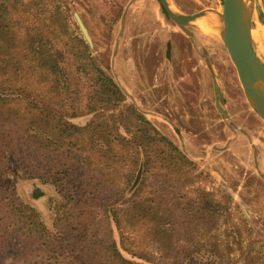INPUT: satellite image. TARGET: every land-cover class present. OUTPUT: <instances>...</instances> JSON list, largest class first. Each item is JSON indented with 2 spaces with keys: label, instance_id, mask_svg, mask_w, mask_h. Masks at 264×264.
Segmentation results:
<instances>
[{
  "label": "trees",
  "instance_id": "trees-1",
  "mask_svg": "<svg viewBox=\"0 0 264 264\" xmlns=\"http://www.w3.org/2000/svg\"><path fill=\"white\" fill-rule=\"evenodd\" d=\"M72 8L0 0V264L17 239L22 264H264L190 156L136 103L114 111L130 95ZM27 181L51 188L49 216Z\"/></svg>",
  "mask_w": 264,
  "mask_h": 264
},
{
  "label": "rangeland",
  "instance_id": "rangeland-1",
  "mask_svg": "<svg viewBox=\"0 0 264 264\" xmlns=\"http://www.w3.org/2000/svg\"><path fill=\"white\" fill-rule=\"evenodd\" d=\"M64 1L72 5V24L84 37L77 13L87 26L93 46L87 42L98 63L115 76L130 95L114 111L118 116L123 114V117L131 119L134 116L132 103H136L147 117L152 118L190 156L198 170L208 176L207 189L219 190L230 197L234 211L243 216L247 226L252 228L253 243L264 252V149L251 147L250 137L239 143V122H236L239 121V113H246V105L254 109L220 37L203 31L199 25L176 23L162 10L163 32L157 37L150 34L149 57L144 56L147 61L144 66L150 70L146 72L148 87L144 79L141 83V76L134 82L130 81L131 59L136 60L137 57L130 58L128 50H135L140 41L126 39L123 31L116 37L114 24L121 19L123 29L127 22L139 19V15L143 14L147 19L158 15L161 12L159 0ZM174 1L187 13L207 7L221 9L223 6V0ZM137 7L140 14L131 15ZM129 15L133 18L129 19ZM168 94L172 100L170 104L166 98ZM185 99L189 105L176 103H183ZM249 147L254 148L256 163L246 157L252 151ZM21 187L23 193L49 216L51 188L38 181L24 182ZM117 236L120 241L118 232ZM14 241L5 252L3 264L24 263L18 252L19 240Z\"/></svg>",
  "mask_w": 264,
  "mask_h": 264
},
{
  "label": "water",
  "instance_id": "water-1",
  "mask_svg": "<svg viewBox=\"0 0 264 264\" xmlns=\"http://www.w3.org/2000/svg\"><path fill=\"white\" fill-rule=\"evenodd\" d=\"M167 17L180 24L199 25L198 19L213 15L217 34L236 66L251 107L264 120V4L262 0H223L221 9L207 7L193 13L182 11L173 0H159ZM79 25L91 46V34L80 15ZM260 23V25L258 24ZM258 24V27L255 25Z\"/></svg>",
  "mask_w": 264,
  "mask_h": 264
},
{
  "label": "flooded vegetation",
  "instance_id": "flooded-vegetation-1",
  "mask_svg": "<svg viewBox=\"0 0 264 264\" xmlns=\"http://www.w3.org/2000/svg\"><path fill=\"white\" fill-rule=\"evenodd\" d=\"M150 4H151V1H150ZM137 14L139 15V13H137ZM143 16L144 17L139 16L138 21L136 19V20L131 21L130 23L127 22L128 24H126V21H125L126 26L123 29L121 28V26L123 25L122 20L120 19V20L115 21L114 26L116 27L117 31H115L114 33L116 34V37H117V36L121 35V33L123 31V33H125L126 39H130V40L136 39V40L140 41L139 45L136 47L135 50H128V52H130V54H131L130 58H133V56L135 57V55L137 57L136 60L135 59H131V69H130L131 70V73H130L131 80L130 81L134 82L141 76L142 77L141 83H142V81L144 79L146 85L148 87H150L149 86V77L147 76V73H146V72H150V70H149V67L144 66L146 64V62H147V61L144 60V56L149 57L148 54L150 52L149 48H150V40H151L150 34H154V36L157 37V36H161V34L163 32V14H162V12H159L158 15L154 14L149 19H147L145 15H143ZM129 19H127V21ZM159 22H161L162 24L159 23ZM131 23H132V25H131ZM116 29H114V30H116ZM152 29H154V30H152ZM116 32H118V33H116ZM146 34H147V37H146ZM146 38L149 39V40L148 41H144V40H146ZM168 48H169L168 50H170V44H168ZM168 53H170V51ZM137 60H139V62H137ZM143 66H144V68H143ZM140 86H142V84H140ZM147 97H149V95ZM168 100H169V98L167 99V101ZM248 108L249 107H247V109ZM240 109L242 111V108H240ZM241 111H239V112H241ZM245 112L247 113L246 109H245ZM246 113L245 114L244 113L242 114V112L239 113V117H238L239 121L238 120L236 121V122H239V124L243 123L245 125L243 127V131H249V128H252V127L257 128L258 126H261L263 124L262 123V124L259 125L257 123V121L255 122V118L249 117ZM255 113H256V111H255ZM247 137H249V136H247ZM251 142L252 141L250 140V143ZM239 143H240V141H239ZM250 145H251V147L255 146L253 144H250ZM251 149L252 148L249 147V151H251ZM253 151H254V148L252 149L251 153H249V152L247 153L246 157H247L248 160H250V161L254 160V163H256L255 162L256 160H255V158L253 156V154H254ZM250 165H252V163H250ZM258 169H259V166H258ZM258 173H259V171H258Z\"/></svg>",
  "mask_w": 264,
  "mask_h": 264
},
{
  "label": "crops",
  "instance_id": "crops-1",
  "mask_svg": "<svg viewBox=\"0 0 264 264\" xmlns=\"http://www.w3.org/2000/svg\"><path fill=\"white\" fill-rule=\"evenodd\" d=\"M142 3V1L141 2H139V5ZM161 7V6H160ZM140 9L138 10V7H137V9H136V11L134 12H131V15H133V14H137V13H139L140 14ZM161 12H162V9H161ZM130 13V12H129ZM138 15V14H137ZM140 16V15H139ZM133 18L132 16H130L129 15V18ZM142 17H144L143 16V14H142ZM156 18V17H155ZM137 21H138V19H137ZM140 22V21H139ZM130 25V24H129ZM131 25H132V23H131ZM118 37V36H117ZM169 95L170 94H168V96L166 97L167 99L169 98ZM169 104L172 102V100H168L167 101ZM175 102V101H174ZM176 103H179V104H183V105H189L190 104V102L188 101V100H184V102L182 103V102H176ZM245 105H243V107H244ZM245 108H246V111H247V115L249 116V117H253V118H255V120L257 121V123L260 125V124H262L261 126H258L257 128H255V127H252V128H249V131H243V127L245 126L243 123H240L239 124V136H238V139H239V141L241 142H244L245 141V138L247 137V136H249L251 139V143L250 144H253V145H255L257 148H260V149H264V121L261 119V117L259 116V115H257L256 113H255V111H253L251 108H248L247 109V105L245 106ZM261 136H263V137H261Z\"/></svg>",
  "mask_w": 264,
  "mask_h": 264
},
{
  "label": "bare ground",
  "instance_id": "bare-ground-1",
  "mask_svg": "<svg viewBox=\"0 0 264 264\" xmlns=\"http://www.w3.org/2000/svg\"><path fill=\"white\" fill-rule=\"evenodd\" d=\"M168 1L172 7H176L174 5L173 0H168ZM198 24L201 27V29L207 33L215 32L216 19L213 15H206L204 17H201L200 19H198ZM258 24L260 25L259 22ZM258 24H256L255 27H258L259 26Z\"/></svg>",
  "mask_w": 264,
  "mask_h": 264
}]
</instances>
